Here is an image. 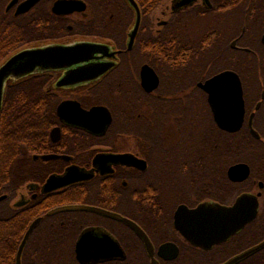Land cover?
<instances>
[{
    "label": "flooded vegetation",
    "instance_id": "obj_1",
    "mask_svg": "<svg viewBox=\"0 0 264 264\" xmlns=\"http://www.w3.org/2000/svg\"><path fill=\"white\" fill-rule=\"evenodd\" d=\"M13 1L0 0V67L51 45L109 49L7 81L0 115L9 87L22 112L49 110L46 130L20 127L16 151L0 143V264H264V0L255 7L259 38L247 37V0H162L154 9L139 0L138 9L131 0H82L87 10L68 14L54 12L59 0L20 14L27 0ZM84 68L100 75L58 85ZM228 71L242 83V137L260 135L242 139L243 160H233L232 133L219 127L203 88ZM98 107L107 112L88 119ZM12 164L19 184L9 189ZM239 164L250 176L234 182ZM71 168L81 180L45 188ZM245 193L261 194L258 216L228 238L199 220H176L182 208L231 207Z\"/></svg>",
    "mask_w": 264,
    "mask_h": 264
},
{
    "label": "water",
    "instance_id": "obj_2",
    "mask_svg": "<svg viewBox=\"0 0 264 264\" xmlns=\"http://www.w3.org/2000/svg\"><path fill=\"white\" fill-rule=\"evenodd\" d=\"M39 1L40 0H27L23 2L18 8V14L28 12ZM206 1L209 3V0ZM16 2L17 0H14L12 5ZM131 2L138 9L134 0H131ZM53 10L56 14L82 12L87 10V4L82 0H59L55 3ZM108 49L109 48L106 46L92 43H78L73 45H51L19 52L0 67V109L3 101L4 89L9 79H21L37 70L49 71L71 68L77 63L95 58L97 54L106 52ZM99 75L100 74L90 72L88 68H84L82 74L68 73L58 85L61 87L72 85L77 82L90 81L97 78ZM203 88L210 94V103L213 107L219 127L230 133L239 132L244 124L246 110L242 83L238 74L231 71L224 72L207 82ZM64 106L65 105L62 107ZM62 107L60 108V112ZM100 111L107 112L106 108L98 107L85 114L88 115V119H90L96 115L98 116ZM110 123L111 116L109 114L107 125ZM252 133L256 138H260V135L255 130H252ZM51 158L53 157H45L44 159L50 160ZM249 176L250 168L248 165L239 164L233 166L231 169V178L234 182H243L248 179ZM79 180H81V173L77 168H71L65 175L52 176L49 178L45 188H47V190H53L71 185ZM260 197L261 194L254 195L245 193L239 196L235 204L231 207H223L217 204H203L191 211L187 208H182L177 212L176 220H199L202 222L201 228H215L217 231L226 230L225 233L216 232V235H223L228 238L242 230L247 224L257 218L260 208ZM3 199L4 197H1L0 201ZM67 209L70 210L72 208L70 207ZM39 222L40 220H37L26 234L19 250L20 256L30 234Z\"/></svg>",
    "mask_w": 264,
    "mask_h": 264
},
{
    "label": "trees",
    "instance_id": "obj_3",
    "mask_svg": "<svg viewBox=\"0 0 264 264\" xmlns=\"http://www.w3.org/2000/svg\"><path fill=\"white\" fill-rule=\"evenodd\" d=\"M47 0H44L46 2ZM143 3H149L154 9L162 0H139ZM259 3V0H247L246 5L248 6V18L245 23L247 37L248 38H259L263 30H260L259 27V17L257 16L256 6ZM89 9L92 12L98 11V5L95 2H89ZM25 34L23 32L22 37L25 36L24 39H30L31 31ZM19 38V37H17ZM12 39H16V37H12ZM3 58V57H2ZM0 59V61L2 60ZM21 102L18 99L17 91L15 87H9L6 92L4 108L0 115V143L4 145L6 142V146L12 150L16 151L19 147L20 142L23 141L21 139V126H30L36 125L39 130H46L48 126V105H40L38 106V110L36 111L33 107H28L26 109L34 110V112H22L21 111ZM244 131H240L238 133L230 134V139L232 141V157L233 160L236 159H244V154L242 152V139H247L249 142H257L256 138H254L251 134H247L246 137H242ZM4 141V142H3ZM248 145V148H250ZM9 181L8 188L12 189L19 184V174L13 164L9 167L8 173ZM264 219V215L262 216Z\"/></svg>",
    "mask_w": 264,
    "mask_h": 264
}]
</instances>
